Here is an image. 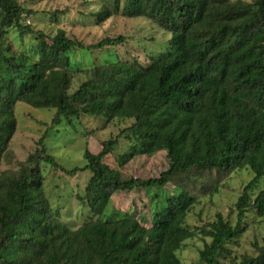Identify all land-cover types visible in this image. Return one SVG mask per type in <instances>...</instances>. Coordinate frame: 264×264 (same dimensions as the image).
I'll use <instances>...</instances> for the list:
<instances>
[{
    "label": "trees",
    "instance_id": "1",
    "mask_svg": "<svg viewBox=\"0 0 264 264\" xmlns=\"http://www.w3.org/2000/svg\"><path fill=\"white\" fill-rule=\"evenodd\" d=\"M24 12L30 13L16 0H0V160L16 129L17 102L54 108L53 125L81 115L130 124L103 140L98 152L83 149L90 177L80 199L97 218L76 229L50 205L38 164L48 162L70 175L78 168L65 170L41 146L15 176L0 177V264H183L176 250L195 234L185 226L194 205L187 190L166 196L149 227L127 213L98 216L114 193L162 188L192 167L248 168L252 177L235 202V223L217 213L198 228L210 239L199 259L219 264L227 241L244 232L246 214L264 216V189L252 196L264 178V0H123V16H145L170 33L166 50L146 66L120 59L94 66L72 93L69 53L82 45L64 29L47 41L22 23ZM112 14V5L102 4L92 15L100 23ZM11 27L35 35V57L12 47ZM124 41L122 35L105 37L86 49ZM121 137L129 147L117 154ZM159 150L168 167L147 179L122 178L103 161L114 155L123 167ZM239 264H264V246Z\"/></svg>",
    "mask_w": 264,
    "mask_h": 264
},
{
    "label": "rangeland",
    "instance_id": "2",
    "mask_svg": "<svg viewBox=\"0 0 264 264\" xmlns=\"http://www.w3.org/2000/svg\"><path fill=\"white\" fill-rule=\"evenodd\" d=\"M235 3H252L253 0H230ZM25 10L22 23L34 31L44 33L48 41L58 29H64L71 39L82 47H75L69 53L71 62L72 93L78 85L89 77L90 69L115 59L136 60L146 66L163 53L168 46L170 33L145 16L125 17L121 14L123 0H16ZM102 4H111L113 14L97 23L92 15ZM122 35L124 43L99 49H86L105 37ZM8 40L12 47L29 56L35 55L34 34H21L14 27L8 30ZM35 57V56H34ZM54 108L33 107L25 102L15 105L16 129L9 140L7 149L0 160V177L15 176L26 164L29 154L44 146L47 154L65 170L78 168L73 174H66L48 162L40 161L38 167L43 177L45 196L50 205L59 211L60 219L70 228L76 229L83 223L97 218L80 199L84 194L90 172L84 169L83 149L96 153L101 142L116 135L128 126L130 121H105L103 117L81 115L62 118L58 125L51 123ZM44 137L42 145L37 141ZM129 142L121 137L115 153L125 152ZM119 171L122 178L156 177L168 167L165 151L152 155L135 157L123 167H118L114 155L104 160ZM252 177L248 168L238 170H203L192 167L185 173H177L162 188H136L119 191L112 195L104 213L98 218L108 219L115 213H127L142 225H151L152 211L168 195L180 189L187 190L194 198V205L185 219V226L195 234L185 239L176 255L183 264H204L199 259V250L209 242L202 237L198 228L207 227L217 213L222 214L232 224L236 221L235 202L244 184ZM264 189V178L253 191L254 197ZM245 230L238 237L227 241L226 250L218 254L219 264H239L247 256H256L264 246V216L250 210L244 219Z\"/></svg>",
    "mask_w": 264,
    "mask_h": 264
}]
</instances>
